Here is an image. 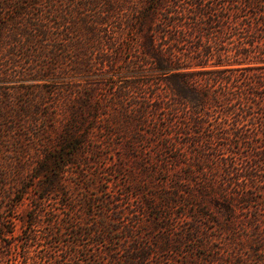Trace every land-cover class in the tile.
<instances>
[{
	"label": "trees",
	"instance_id": "trees-1",
	"mask_svg": "<svg viewBox=\"0 0 264 264\" xmlns=\"http://www.w3.org/2000/svg\"><path fill=\"white\" fill-rule=\"evenodd\" d=\"M110 1L0 0V154L15 153L0 160L1 177L31 171L18 192L38 191L29 219L43 232L28 231L13 259L20 251L6 239L19 236L1 210L12 197L4 185L3 255L10 264H247L243 255L220 263L210 244L243 231L264 254V174L209 119L248 94L264 102V0ZM249 58L262 65L229 68ZM70 73L88 85L65 82ZM108 79L105 103L96 94ZM117 135L130 136L124 159L135 164L125 194L74 196L66 173L112 150ZM64 192L63 207L48 210Z\"/></svg>",
	"mask_w": 264,
	"mask_h": 264
},
{
	"label": "rangeland",
	"instance_id": "rangeland-1",
	"mask_svg": "<svg viewBox=\"0 0 264 264\" xmlns=\"http://www.w3.org/2000/svg\"><path fill=\"white\" fill-rule=\"evenodd\" d=\"M115 0L110 1L111 4ZM149 0H116V3L121 5L123 8L133 9L135 6L143 7L148 4ZM224 3L223 0L220 1V4ZM234 39V40H233ZM230 39L229 42L236 41L235 37ZM129 43V42H128ZM129 45V44H127ZM228 43L224 44L226 48ZM126 58H129L130 55L126 54ZM262 65L255 61V59L249 58L243 63L230 65L229 68H252ZM223 67H210L209 69H222ZM73 73V72H72ZM65 79V82L72 81L74 87L84 89L88 84L84 77H72L71 75ZM111 78V74L108 75ZM63 81V80H62ZM111 79L105 81L99 86L96 97L107 103L112 96H109V88H113ZM67 90L70 87H65ZM76 88H73L75 90ZM109 91V92H108ZM69 91H66V93ZM108 94V95H107ZM109 104V103H108ZM221 111V110H220ZM224 111V110H223ZM113 112L114 111H110ZM210 121L215 125L220 124V128L225 129L230 137V145L236 151V156L242 158V160L252 161L254 165L259 166V169L264 174V102L258 96L248 94L242 102L234 100L230 105L225 108V112H215L211 110ZM130 137V136H129ZM129 137L121 138V136H115L114 144L112 145V150H107L103 153L101 157H96L95 154H90L91 160L87 161L85 157L79 162L77 166H74L69 170V173H66L65 179L67 188L70 192H73L74 196H79L82 198L95 197L106 195L105 193H113L117 196H122L127 191L126 185L133 180L131 174L132 169L135 164L130 159L125 160L126 157L125 151L128 149ZM27 143V142H26ZM36 144L31 146L29 153L35 155L37 152ZM227 147V152L229 149ZM9 148L3 146L1 148L0 160L6 164H9L12 160V157H15L14 152H9ZM231 152V150H229ZM233 152V151H232ZM228 153V152H227ZM27 154V153H26ZM102 154V153H101ZM100 154V155H101ZM232 154V153H231ZM235 155V154H234ZM123 157V159H122ZM18 157H16L17 159ZM86 169L85 173L90 178V181L80 183V169ZM32 170V168H31ZM21 175L16 178V180H8L1 177L2 171L0 170V194L4 195V185L11 199H7L4 204L1 206V210L4 212L5 217H14L16 225V235L19 236L17 240L6 239L7 243L15 242L18 246L20 254L16 256L17 250L14 251L13 259L19 258L22 259L24 247H26V237L27 232L33 230L38 235H42L40 228H32L30 226L31 222L29 217L33 214V208L35 202H33L34 197H38L39 193L37 190L32 188L29 193L23 194L18 192L19 190H25L24 185L30 186L33 182L30 181L31 171L26 172L21 171ZM79 176V177H78ZM65 192L63 195L54 197L52 200L47 201V209L52 208H62L63 201L67 199L65 197ZM61 200V201H60ZM59 201V202H58ZM60 203V204H59ZM15 206V209H13ZM68 210L65 211V215L68 214ZM246 228V227H245ZM242 235L239 237L234 235L229 242H211L210 248L215 250L217 247H220V263H225L229 260L236 259L239 256L243 255L246 259V263L260 261L264 258V254L259 247L257 242H252L251 238H248L246 233L243 231L240 232ZM248 233V232H247ZM251 234V232H249ZM248 233V234H249ZM238 237V238H237ZM236 238V239H235ZM25 239V240H24ZM0 242H2L0 240ZM31 243V254H37L41 250L40 244H37L36 241H29ZM65 242L64 244H67ZM66 250L69 248L64 247ZM3 248L0 244V264H10L11 259L5 257L2 253ZM12 259V260H13ZM237 260V259H236ZM251 264V263H250Z\"/></svg>",
	"mask_w": 264,
	"mask_h": 264
}]
</instances>
